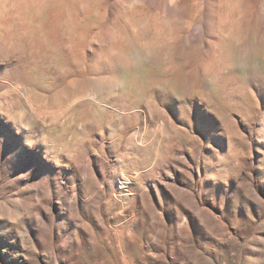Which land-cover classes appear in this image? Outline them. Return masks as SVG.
Here are the masks:
<instances>
[{
	"label": "rangeland",
	"instance_id": "obj_1",
	"mask_svg": "<svg viewBox=\"0 0 264 264\" xmlns=\"http://www.w3.org/2000/svg\"><path fill=\"white\" fill-rule=\"evenodd\" d=\"M0 264H264V0H0Z\"/></svg>",
	"mask_w": 264,
	"mask_h": 264
},
{
	"label": "bare ground",
	"instance_id": "obj_2",
	"mask_svg": "<svg viewBox=\"0 0 264 264\" xmlns=\"http://www.w3.org/2000/svg\"><path fill=\"white\" fill-rule=\"evenodd\" d=\"M5 49V46L4 45H2V43H0V49Z\"/></svg>",
	"mask_w": 264,
	"mask_h": 264
}]
</instances>
